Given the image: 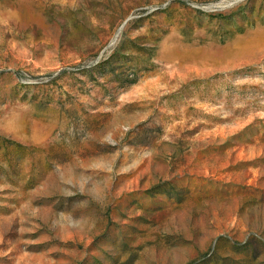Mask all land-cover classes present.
I'll use <instances>...</instances> for the list:
<instances>
[{
  "label": "rangeland",
  "instance_id": "374dc122",
  "mask_svg": "<svg viewBox=\"0 0 264 264\" xmlns=\"http://www.w3.org/2000/svg\"><path fill=\"white\" fill-rule=\"evenodd\" d=\"M0 264H264V0H0Z\"/></svg>",
  "mask_w": 264,
  "mask_h": 264
}]
</instances>
